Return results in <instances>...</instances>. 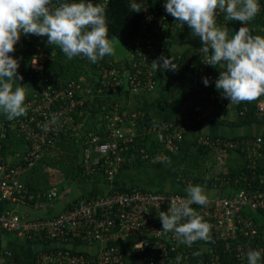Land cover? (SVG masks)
Instances as JSON below:
<instances>
[{
  "label": "trees",
  "instance_id": "16d2710c",
  "mask_svg": "<svg viewBox=\"0 0 264 264\" xmlns=\"http://www.w3.org/2000/svg\"><path fill=\"white\" fill-rule=\"evenodd\" d=\"M92 2L105 7L108 38L115 36L129 49L128 56L118 61H115L113 56H105L95 64L82 55L69 60L58 46L48 45L47 37L31 34L27 35L28 41L21 49L14 48V52L9 53L13 59L18 60L17 75L23 77L22 80L13 81V89L18 85L25 88L24 106L27 108L26 115L13 120L0 116V151L11 165L22 160L21 157L11 159L16 151L20 150L22 156L29 153V141L25 140L17 127L20 121L31 117L27 102L34 97V94L45 86L51 90H65L72 82L74 85L81 86L75 89L72 95L75 101L82 100V103L71 111L72 125L58 134L54 145L48 148L29 168L30 172L24 176L27 192H31L34 196L25 203L32 205L41 200L51 202L58 200L64 185L59 186L56 182L48 186L47 178L50 172L46 171L44 168L46 166L60 172L66 181L77 179L81 174L86 178L102 174L101 171L84 174L81 157L86 146L85 140L93 135L99 136L97 143L109 140L108 132L105 131L107 122L105 116L118 112L113 107L118 101L122 86L125 85L131 90L126 76L133 74L139 64L142 70L138 74L139 77L143 78L146 71H151L152 80L157 86L148 90L151 98L134 110L125 112L124 106L119 107V112L123 114L116 125L132 128V134L129 147L123 152L124 160L114 175L134 170L144 173L152 171L158 177L162 172H169V163L173 162V165L177 160V168L173 170L172 178L175 183L182 186L227 188L235 192L241 189L247 192L263 191L264 134L252 133V131L240 133L236 130L253 129L255 126L264 128V111L258 106V102L264 100V96L250 103L239 104H230V100L223 98L222 93L215 88V81L222 69L219 65L213 67L204 64L203 53L200 51L201 40L184 45L178 51L173 61V64L177 65V70H167L161 82L160 73L163 71L154 72L151 68L152 61L157 60L161 55L165 57L173 52L174 36L177 32L191 30L187 24L182 27L166 13L164 8L166 0H142L139 4L141 11L139 13L131 11L130 5L134 2L131 0H92ZM258 3L260 11L253 21L245 25L239 21H225L224 13L217 11V26H226L236 32L240 27L245 26L249 28L252 35L260 30L264 32V0H258ZM144 4L156 17V21L153 20L146 28L142 27ZM158 22L161 24L155 28ZM150 37H153L152 48L146 50L147 40ZM140 50L152 51L153 54L145 57L144 62L141 63V55L138 54ZM34 59L41 66L40 70L32 67ZM204 78L209 80L207 86L203 83ZM86 79L92 82L90 88L92 94L82 88V85L86 86L82 83ZM93 79L96 80L93 82ZM114 79H118L120 83L108 88ZM139 92L146 93L145 90H139ZM94 97L98 99L95 100ZM207 127H217L221 131L212 133ZM227 130L228 133H226ZM176 131L182 133L181 139L174 140L176 150L170 149L164 140L158 139L159 133L166 136ZM3 132L4 135H2ZM257 138H261V141H257L255 147L244 145L242 142ZM226 141H237L238 146L229 147L225 144ZM164 177L167 176L164 174ZM152 181L145 184L135 182L129 185L113 186L107 190V193L112 190L130 191L137 188L143 191L184 193L180 189H164L160 182L154 184ZM53 187H56V195L50 199L46 194ZM43 191L48 192L37 197V193ZM97 195L99 193L96 190L77 195L67 202L63 210L71 209L81 199H90ZM255 211L259 213L257 218L249 211H246V214L243 213L246 216H252L258 227V236L249 246L246 245L248 241L246 236L239 234L238 242L244 245L245 253L249 249L264 247V209ZM26 240L48 241L44 238L29 239L27 237ZM69 243L84 245L87 242L82 239H73L69 240ZM235 246L236 243L231 242L232 249L223 251V242H218V264H237ZM74 253L87 255L85 251ZM129 256L134 259L131 253ZM260 264H264V253Z\"/></svg>",
  "mask_w": 264,
  "mask_h": 264
},
{
  "label": "built area",
  "instance_id": "2783aa9c",
  "mask_svg": "<svg viewBox=\"0 0 264 264\" xmlns=\"http://www.w3.org/2000/svg\"><path fill=\"white\" fill-rule=\"evenodd\" d=\"M131 1L138 4L142 2ZM143 10L142 27L146 28L153 20L156 21V17L146 4L143 5ZM160 24L161 22H158L154 27L157 28ZM152 38L147 40L146 50L152 48ZM23 39L24 34H21L14 47L21 45ZM138 54L141 55L142 63L145 57H149L153 52L140 50ZM140 65L138 68L134 65L137 70L126 76L130 88L132 91L152 90L155 87L152 72L146 71L145 76L140 78ZM32 67L35 70L41 69L36 59L33 60ZM119 83L117 80L109 85L115 87ZM73 85L72 82L65 90H51L45 86L27 102L31 117L20 121L17 130L29 141V153L22 156L20 162L11 165L0 151V203L8 200L25 203L34 197L20 183L21 174L54 145L59 133L72 125L71 111L82 103V100L73 99ZM76 86L77 89L80 88V85ZM63 91L73 104L70 105L71 102ZM258 106L264 111V100L258 102ZM119 117L116 114L105 116V131L108 132L109 140L97 143L98 135L85 140L86 146L81 157L84 174L101 171L106 178H112L124 160L123 152L129 147L131 134L126 136L119 132V126L116 125ZM181 137V131L166 136L160 133L158 135V139L164 140L172 150H176L174 140ZM257 141L260 142L261 138L242 142L244 145L255 147ZM225 144L229 147L238 146L237 141H226ZM262 183L264 185V179ZM55 195L56 187L46 194L50 199ZM177 197L186 199L187 194L143 191L140 188L130 191L112 190L104 195L81 199L71 209L48 216L27 217L19 212H0V229L29 239L44 238L61 245L70 244L69 240L82 239L87 242V246L93 248L86 250L87 255H83L68 248L57 247L36 256V264H218V242H223V251L232 249L231 242H235L237 264L247 262L244 245L238 242L239 234L246 236V245L249 246L258 236V227L252 216L243 213L248 211V208L264 209V190L247 192L241 189L231 196L208 197L209 203L206 206L191 205L203 221L211 225L212 237L210 242L198 240L191 247L179 244L172 232H162L159 213L167 212L171 201ZM119 240H130L126 253L117 246ZM254 250L264 253L262 246ZM130 253L134 259L130 258ZM13 257L11 250L0 247V264H21ZM177 257L180 259L177 260Z\"/></svg>",
  "mask_w": 264,
  "mask_h": 264
},
{
  "label": "clouds",
  "instance_id": "9594fccd",
  "mask_svg": "<svg viewBox=\"0 0 264 264\" xmlns=\"http://www.w3.org/2000/svg\"><path fill=\"white\" fill-rule=\"evenodd\" d=\"M130 8L141 12L136 2ZM164 8L202 41L204 64L222 69L215 88L223 98L239 104L264 96V37L252 35L242 26L229 38V30L216 24L217 11L224 13L225 21L242 25L253 21L260 11L258 0H166ZM105 13V7L92 0H0V114L13 120L27 113L25 88L18 85L13 89V81L23 79L17 75L19 63L9 55L21 34L47 37L48 45L58 46L67 59L82 55L95 64L114 56L119 44L108 38ZM151 68L154 72L175 71L177 65L161 55ZM203 83L207 86L209 80L204 78ZM185 191L186 199L174 198L168 211L159 213L162 232H172L179 244L189 247L198 240L210 242L211 225L191 207L206 206L209 199L200 185H189ZM246 258L248 264H260L262 251L249 249Z\"/></svg>",
  "mask_w": 264,
  "mask_h": 264
},
{
  "label": "crops",
  "instance_id": "0c3cea01",
  "mask_svg": "<svg viewBox=\"0 0 264 264\" xmlns=\"http://www.w3.org/2000/svg\"><path fill=\"white\" fill-rule=\"evenodd\" d=\"M53 3H55V0H53ZM220 28H224L226 26H219ZM229 30V37L233 34H235L236 31H233L232 29L226 27ZM191 30H185L182 32H177L174 36V49H176L177 45H176V41H179V44L185 43L186 46L191 44L188 42V40H191L193 38V36L187 32ZM183 35L188 36L186 39V42H182V40H178L180 37H183ZM257 35V33H256ZM26 41H28V37L24 35V39L22 41V44H24ZM200 41V39H199ZM198 42V41H197ZM196 43V42H195ZM184 47V45H183ZM182 47V48H183ZM15 48V47H14ZM181 48V49H182ZM179 51V50H178ZM178 51H173L170 52L169 56H172V53H175L174 57H177ZM168 55V54H167ZM166 55V56H167ZM165 56V57H166ZM173 57V58H174ZM175 61V60H173ZM166 73H164V71L162 73H160V81L162 82L163 76ZM162 79V80H161ZM157 86V85H155ZM146 93L143 92H139V91H132L130 90L127 86L123 85L120 91V94L118 95V101H116V105L114 103V109L118 110V112H116V115H118V113L120 114V116L123 114L122 112H119V107L124 106L125 112L126 111H132L134 110L136 107L143 105L144 102L146 103L147 100H149L150 97V92L148 90H145ZM148 91V92H147ZM204 130V127L202 128ZM207 129H211L212 133H218L219 130L217 127H207ZM251 129V128H250ZM222 131H224V129H222ZM252 133H260V134H264V128L261 126H255L253 129H251ZM226 133H228V130L226 131ZM132 134V133H131ZM12 160H14V154L12 157ZM10 162V161H9ZM46 169L47 172H51L54 171L57 175V177H46L47 178V183H49L48 186H51L53 183H58L59 186L61 184L64 185V189L63 191H61V193H59V197L58 200L56 202H51V201H44L41 200L39 202H36L34 204H26L23 202H19L18 200H8V201H3L0 203V212H10V213H16L19 212L20 214H24L27 217H34V216H48V215H52L55 213H58L59 211H62L64 206L67 204V202L69 200H71L73 197L80 195L82 193H86L88 191H95L99 193V195H104L107 193V190L110 189L113 186H118V185H129V184H133L135 182L138 183H146V180L144 179L143 176H141L140 174L142 172H137L134 170H128L125 171L127 173H130V175L127 177L125 176L124 179L120 178V176H122L124 173H120L115 175L112 178H104L105 180L101 179V175H96L93 176L91 178H86L84 175L81 174V176L77 177V179H71V181L69 180H64V176H62V174L56 170H54L53 168H50L48 166L44 167ZM30 172V169H26L25 171L22 172L21 177H20V183L23 185V187L27 190V187L25 185V181H24V176ZM153 173V172H152ZM158 173V172H157ZM49 174V173H48ZM136 175V177H132V175ZM149 174V173H148ZM167 176V175H166ZM160 176H158L156 179L157 181H152V183L155 184V182H160L159 184H162V187L165 189H180L183 190V192L185 194L186 191L185 189L188 186H182L180 184H176L175 182H170L166 180H161L160 181ZM103 186L102 189L98 190L99 188H101ZM159 187V185H158ZM202 187V186H201ZM204 190V193H207V197H212V196H231L235 193V191L229 190L227 188H221V189H215V188H207V187H202ZM209 193H208V192ZM46 192L48 191H43V192H38L42 194H46ZM37 193V194H38ZM39 195V196H41ZM38 197V195H37ZM96 197V196H94ZM250 213H252V216H254L255 218L259 217V213L253 209H247ZM129 243L130 240H119L116 244L118 247H120L124 253L127 252V249L129 247ZM0 247H4L7 248L9 250L12 251L13 253V259L19 261L21 264H36L35 263V258L36 256L40 255L41 253L44 252H48L51 249L54 248H68L69 250L72 251H81V250H91L93 249L90 246H87L86 244L84 245H76L73 243L70 244H59V243H55L53 241H45V242H32L31 240H26L25 236L22 235H18V234H14V233H10V232H5V231H1L0 230Z\"/></svg>",
  "mask_w": 264,
  "mask_h": 264
},
{
  "label": "rangeland",
  "instance_id": "374dc122",
  "mask_svg": "<svg viewBox=\"0 0 264 264\" xmlns=\"http://www.w3.org/2000/svg\"><path fill=\"white\" fill-rule=\"evenodd\" d=\"M187 32H189L190 34H191V32L190 31H187ZM256 35V34H255ZM257 35H260V36H262V37H264V32L263 31H259V32H257ZM188 36H186V35H183V37H180L178 40H182V42H186V39H189V38H187ZM197 41H199V37H194L193 36V38L191 39V40H188V42L189 43H195V42H197ZM176 45H177V47H176V49H174L173 51H178V50H180L182 47H183V45H186L185 43H182V44H179V41H176ZM23 47V44H21V45H17V47H15L16 49H21ZM172 56H169V54L165 57V58H167V59H170L171 61H172V63H174L173 62V60H175L176 59V57H174L175 56V53H172L171 54ZM174 57V58H173ZM163 63V62H162ZM161 63V64H162ZM32 64H33V61H32ZM164 73H167V70H165L164 71ZM84 75H86V74H84ZM94 80H96V79H93V82H94ZM117 80L118 79H114V81H111V84L110 85H112V84H114L115 82H117ZM82 83L83 84H85L86 86H84V85H82V88H83V90H86L87 92H89V94L91 93V90H90V88H91V83L92 82H89L88 81V79H86L85 81H82ZM109 85V86H110ZM74 86V88L75 89H77V86L76 85H73ZM89 86V87H88ZM81 87V86H80ZM119 87V86H118ZM117 87V88H118ZM117 88H115V90L117 89ZM73 89V88H72ZM74 90V89H73ZM64 92V91H63ZM67 93V92H66ZM64 94H65V92H64ZM92 94V93H91ZM65 96L68 98V96L65 94ZM95 98V100H97L98 99V97H94ZM59 100H61V99H59ZM69 102H71L70 103V105L71 104H73V101L70 99V98H68L67 99ZM114 114H116V113H114ZM118 115L120 116V114L118 113ZM0 116H2V117H5L3 114H1ZM118 129H119V132L121 133V134H123V135H126V136H130V134L132 133V128H130V127H126V126H121V127H117ZM247 129V130H246ZM246 129H244V128H240L239 130H236V131H239L240 133L241 132H251V129L250 128H246ZM244 130H246V131H244ZM234 131V130H233ZM19 157H22V153H21V151L20 150H18V151H16L15 153H14V159L16 158H19ZM12 159V158H11ZM232 160H236V159H232ZM219 161H222L221 159H219ZM11 163V162H10ZM172 163L173 162H170L169 163V169H170V171L169 172H167V173H164V172H162L161 174H160V181L162 180H166V183H167V181H170V182H174V180H173V178H172V173H173V170L175 169V168H177V160L174 162V164L172 165ZM172 167H171V166ZM56 173H54V171H51L50 172V178L53 176V177H57V175H55ZM164 174L165 175H167V177H164ZM130 175V173H127V172H125L122 176H120V178H122V179H124V177L125 176H129ZM132 175V174H131ZM141 176H143L144 177V179L146 180V182H151L152 180L153 181H155V179L157 178V176H155V173L153 172L152 173V171L148 174V173H144V172H142L141 174H140ZM115 176V175H114ZM113 176V177H114ZM132 177H136V175H132ZM105 178V176L104 175H102L101 176V179L102 180H105L104 179ZM177 183V182H176ZM103 188V186L101 187V188H99L98 190H100V189H102ZM204 190H206V189H204ZM208 192V191H207ZM209 193V192H208ZM205 194L207 195V193L205 192Z\"/></svg>",
  "mask_w": 264,
  "mask_h": 264
},
{
  "label": "water",
  "instance_id": "95a60500",
  "mask_svg": "<svg viewBox=\"0 0 264 264\" xmlns=\"http://www.w3.org/2000/svg\"><path fill=\"white\" fill-rule=\"evenodd\" d=\"M116 39L117 41H119L115 36H112L110 38V40ZM130 53L129 49L127 47H125L124 45L121 44V42L119 41V44L116 45V52L114 57L115 61H118L126 56H128Z\"/></svg>",
  "mask_w": 264,
  "mask_h": 264
}]
</instances>
